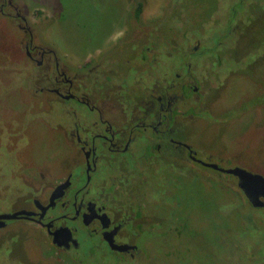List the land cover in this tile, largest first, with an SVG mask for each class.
I'll use <instances>...</instances> for the list:
<instances>
[{
    "label": "rangeland",
    "instance_id": "obj_1",
    "mask_svg": "<svg viewBox=\"0 0 264 264\" xmlns=\"http://www.w3.org/2000/svg\"><path fill=\"white\" fill-rule=\"evenodd\" d=\"M11 1L24 21L14 17L15 11L6 0H0V110L6 126L12 125L18 131L20 126L23 129L26 126L32 133L24 139L23 136L16 138L13 129L0 132L3 175L9 176L14 166L11 154L16 145L14 141L21 140L24 161H31L38 168L54 164L59 154L57 144L51 146L50 135L55 133L46 127L59 125L51 122L58 121L51 106L56 110L59 100L45 91L52 87L47 73H52L51 69L46 64L37 66L25 55L24 47L29 41L25 29H29L33 46L52 50L54 55L46 58H57L60 68L63 65L74 80V90L81 85L85 93L88 92L85 86L90 88L86 68L108 56L122 41L140 45L144 35L151 33L154 42L163 45L162 51L171 55V64L177 62L182 49L193 58L192 62L195 61L193 54L202 55L201 73L208 76L214 98L190 123L191 132H187L185 140L192 139L189 144L193 148L211 155L222 167L239 166L264 176V0ZM144 45L135 50L138 52ZM194 47L196 51H192ZM31 55L38 59L36 49ZM127 55L125 59L134 63L137 53L129 51ZM81 67L83 70L78 71ZM141 69L145 70V66ZM79 72L82 73L76 78L74 75ZM115 72L122 74L131 85L137 79L138 69L122 67ZM80 75L83 77L79 78ZM159 79L161 82V73ZM137 94H141L140 89ZM42 112V117L52 124L39 122L44 120ZM126 114L127 107L120 115ZM197 167L200 170L188 166L190 173L199 175L198 180L188 174L189 170L186 173L176 169L180 180L174 181L175 186L170 187L172 192L168 195L161 183L160 188L151 186L163 194L162 203L159 202L161 210L166 212L164 207L171 206L168 215L165 214L171 223L163 219L164 231L171 236L161 235L158 243L152 241L156 243L154 252H147L149 260L146 257L147 261L141 264H264V210L260 213L249 208L227 177L221 182L208 173L213 171ZM169 178L174 179L173 175ZM3 184H6L4 180ZM23 197L22 192L0 185V212L9 204L13 207L20 203ZM16 224H11L15 230ZM12 241L16 244L10 245L18 247L19 251L14 252L19 254L16 259H10L6 253L3 261L8 264L31 263V254L35 255L42 246L33 240L28 243L30 239L16 234ZM137 242L142 246L141 238ZM44 257L43 262L38 259V264H48L47 259L52 255ZM83 259L87 264H114L115 261L98 257Z\"/></svg>",
    "mask_w": 264,
    "mask_h": 264
},
{
    "label": "flooded vegetation",
    "instance_id": "obj_2",
    "mask_svg": "<svg viewBox=\"0 0 264 264\" xmlns=\"http://www.w3.org/2000/svg\"><path fill=\"white\" fill-rule=\"evenodd\" d=\"M6 2L12 7L11 0ZM11 9L16 19L24 21L15 7ZM18 27L23 28L19 24ZM25 32L29 36L24 47L26 57L37 66L46 64L52 71L47 72L52 87L45 91L59 100L56 110L51 106L58 118L51 122L59 125L46 127L55 133L50 135L51 146L57 144L59 154L53 153L54 164L38 168L31 161H24L21 140L13 142L17 145L11 152L15 159L12 169L16 172L11 169L9 176H5L0 171V185L22 192L24 197L20 203L13 207L9 204L0 212V215H15L14 219L0 225V264H8L3 261L6 253L10 259L18 257V247L10 245L16 244L12 241L15 234L30 239L28 243L33 240L42 244L35 255L31 254L32 262L26 261L27 264H38V259L43 262L46 255H52L47 259L48 264H87L84 257L112 259L116 261L114 264H141L146 257L149 260L146 253L154 252L152 248L156 246L152 241L158 243L162 236H171L164 231L166 223H171L165 216L171 206L164 207L166 212L161 210L159 202L163 194L151 186L160 188L161 183L162 190H167V195L171 193L169 189L175 186L174 181L180 180L176 169L186 173L189 170L188 174L198 180L199 175L190 173L189 165L193 170L199 166L205 169L203 171H213L208 173L221 182L227 177L242 192L237 177L219 170L241 167H222L211 155L193 148L189 144L192 139L185 140L187 132H191L190 123L214 98L208 76L201 73L203 65L199 58L202 55L193 54L196 63L193 65V58L182 49L177 62L171 64V55L162 51L163 45L158 46L151 33L144 35L145 40L140 45H146L138 52L135 49H139V44L122 41L108 56L86 68L90 88L82 85L88 90L85 93L81 85L74 90V80L63 65L60 68L57 58H46L54 55L53 51L34 47L31 31L25 29ZM34 49L39 60L31 55ZM129 51L137 53L134 63L125 59ZM141 66H145V70ZM122 67H136L140 71L131 85L122 74L115 72ZM82 70L81 67L78 71ZM81 73L74 76L77 78ZM139 89L141 94H137ZM79 90L82 93L78 94ZM126 107L128 114L121 116V110L124 112ZM3 114L0 110V132L13 129L12 125L4 124ZM117 117L120 119L115 121ZM46 121L39 120L45 125ZM21 122L26 124L23 119ZM17 129L21 132L13 129L16 138L25 139L32 133L26 126ZM206 165H215L217 169ZM259 201L261 207H252L261 212L264 198L259 197ZM13 223H17L16 230ZM140 238L142 246L137 242ZM145 239L151 241L144 243ZM28 243L24 244L26 249ZM19 248H24L23 244Z\"/></svg>",
    "mask_w": 264,
    "mask_h": 264
},
{
    "label": "water",
    "instance_id": "obj_3",
    "mask_svg": "<svg viewBox=\"0 0 264 264\" xmlns=\"http://www.w3.org/2000/svg\"><path fill=\"white\" fill-rule=\"evenodd\" d=\"M208 167L216 168L215 165H206ZM222 172L231 174L239 179V188L244 195L250 200L254 207H261L259 197L264 198V176L250 173L241 168H234L229 170L219 169ZM15 215L2 214L0 215V225L4 224L5 220L14 219Z\"/></svg>",
    "mask_w": 264,
    "mask_h": 264
},
{
    "label": "trees",
    "instance_id": "obj_4",
    "mask_svg": "<svg viewBox=\"0 0 264 264\" xmlns=\"http://www.w3.org/2000/svg\"><path fill=\"white\" fill-rule=\"evenodd\" d=\"M138 14H139V11L136 13V15H138ZM237 191L239 192L240 197H241V198H244V202H245L246 204H248V206H250L249 208H253L252 205H251L249 202H246V201H245V197H244V195L242 194V192H241L240 190H238V189H237ZM238 197H239V196H237V199L239 200L238 202L241 203V201H240V199H239ZM242 203H243V202H242ZM245 203H244V204H245ZM246 204H245V205H246ZM253 209H255V208H253ZM255 210L260 211L261 209H255ZM260 213H263V212H260Z\"/></svg>",
    "mask_w": 264,
    "mask_h": 264
}]
</instances>
